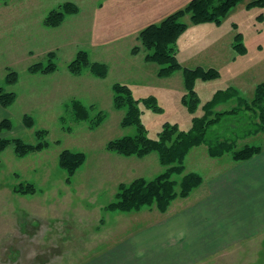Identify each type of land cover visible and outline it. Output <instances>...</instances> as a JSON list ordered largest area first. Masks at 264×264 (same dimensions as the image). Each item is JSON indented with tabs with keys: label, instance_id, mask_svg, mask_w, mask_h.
I'll return each mask as SVG.
<instances>
[{
	"label": "rangeland",
	"instance_id": "1",
	"mask_svg": "<svg viewBox=\"0 0 264 264\" xmlns=\"http://www.w3.org/2000/svg\"><path fill=\"white\" fill-rule=\"evenodd\" d=\"M68 1L77 4L78 13L68 15L60 26L44 25L49 12ZM190 1L168 0L164 13H169L157 19L151 12H146L145 18L121 16L112 0H0V85L17 96L9 107L1 105L4 116L0 121L11 119L13 127L1 131L0 137L46 145L23 156L16 155L14 144L0 152V264H85L152 221L155 214L150 210L106 209L117 199L120 183L129 184L141 176L152 180L165 169L158 152L127 157L108 149L111 140L137 132L136 126H122L125 110L114 104L115 83L127 84L137 99H155L157 108L142 101L139 104L145 135L150 139L160 138L166 124H177L182 131L191 129L194 118L204 112L202 106L219 89L233 86L241 96L253 99L257 85L264 83V51L258 50L260 44L264 47V21L259 18L264 16V5L248 8L253 0L239 2L219 25L196 24L190 14L183 17L187 28L176 44L179 64L220 72L217 79L195 81L201 100L195 112L183 101L188 93L183 69L171 76H158L161 66L146 60L148 50L138 38L141 30L158 24ZM102 4L104 11H100ZM216 25L223 26L219 30ZM239 32L252 53L234 69L227 67L225 45L219 44V39L216 53L211 45H203L204 40L218 35L227 41V36L233 38ZM136 46L141 48L135 53ZM80 49L88 52L91 61L107 64L108 74L100 78L89 68L73 74L68 65ZM54 51L55 72L29 71L38 63L49 65L48 54ZM9 70L19 74L13 84L6 82ZM79 100L89 110L87 120L75 115L73 102ZM236 104L232 99L217 109ZM100 113L105 117L98 123ZM25 115L34 119L33 126L25 124ZM44 130L46 135H37ZM245 142L260 143V136L239 140V147ZM64 150L86 155L71 178L59 161ZM185 159L184 172L174 176L178 181L188 172L201 174L203 180L210 178L212 171L233 160L230 153L221 158L209 156L205 144L192 148ZM24 182L33 183L37 192L16 191ZM259 246L254 244L253 252L260 259L264 249ZM232 254L233 260L228 256L221 263H251L243 249Z\"/></svg>",
	"mask_w": 264,
	"mask_h": 264
},
{
	"label": "trees",
	"instance_id": "2",
	"mask_svg": "<svg viewBox=\"0 0 264 264\" xmlns=\"http://www.w3.org/2000/svg\"><path fill=\"white\" fill-rule=\"evenodd\" d=\"M242 0H192L185 8L169 14L158 24L146 26L139 35L142 46L147 51L146 60L156 62L160 67L158 76H171L172 73L183 69L186 89L183 101L188 105L191 112H195L200 105L201 100L195 90V81L198 78L203 80L217 79L220 76L219 70L214 68L204 69L196 67L191 69L182 67L177 58V40L187 28L183 17L190 14L192 22L201 24L205 22H214L218 25L222 23L228 12L236 7ZM264 0H253L248 3V8L252 6H262ZM79 7L72 1L65 2L59 8L52 9L44 18V25L48 27H57L62 25L68 15L76 14ZM264 21V16H260ZM243 33L239 32L234 37L233 48L238 54H245L248 48L243 39ZM141 48L136 46L133 52ZM49 65L38 63L31 66L30 72H55L57 63L54 58L57 53L50 52ZM86 50L80 49L74 60L68 65V69L75 75L81 74L84 68L92 70L97 77H105L108 72L107 64L103 62L91 61ZM19 74L9 70L6 82L13 84L17 82ZM114 104L119 109L125 110V116L122 120V126H136L137 132L134 135L118 137L108 143V149L118 152L124 156H145L152 152L159 153V160L165 166L163 173L157 175L152 180L145 177L136 178L129 184L120 183L119 191L116 194L117 199L107 205L106 209L113 211L131 212L141 211L144 207H155L162 213H165L171 203L181 196L189 197L190 193L200 187L203 176L196 172H188L183 175L180 181L174 178L176 174H182L185 169V158L190 150L198 145L207 146L209 156L221 158L224 154L230 153L235 161H246L257 155L262 150L261 144H252L245 142L239 147L238 141L254 137L264 132V83L257 85L253 99L245 98L240 95L237 88L231 86L227 89H219L208 102L202 106L204 111L202 115L194 118L191 129L182 131L177 124H166L165 129L158 139H150L145 135V126L141 121L140 102H144L148 107L157 108V103L153 97L148 99H137L133 91L127 84L117 82L113 86ZM12 91L7 92L0 85V105L4 108L9 107L17 96ZM232 99L237 100V104L230 109L218 110L220 104L228 103ZM73 109L76 117L80 120L90 118L87 106L79 101L73 102ZM99 121L105 117L99 114ZM24 122L27 126H33L34 119L29 115L24 116ZM13 127L10 119L0 121V132ZM38 136L46 135V130L39 131ZM11 144H14L16 155L23 156L30 152L42 149L45 144H30L21 138L0 137V152L6 150ZM86 159L84 152L73 150H64L61 152L60 164L71 178ZM179 187V188H178ZM16 191L25 194H35L37 188L33 183L24 182L15 188Z\"/></svg>",
	"mask_w": 264,
	"mask_h": 264
},
{
	"label": "crops",
	"instance_id": "3",
	"mask_svg": "<svg viewBox=\"0 0 264 264\" xmlns=\"http://www.w3.org/2000/svg\"><path fill=\"white\" fill-rule=\"evenodd\" d=\"M112 1L115 12L121 16L145 18L146 12H151L159 19L169 13H164L168 0ZM104 6L100 11H104ZM222 26L216 25L218 29ZM234 37L229 35L226 41L218 35L204 40L203 45H211L216 53L214 46L219 39V44L225 45L227 67L234 69L252 53L246 44L249 52L238 54L233 48ZM258 48L264 51L262 44ZM3 116L0 105V118ZM257 135V144L262 145L257 155L220 165L189 197L173 201L165 213L144 207L143 210L155 214L148 225L131 238L88 258L85 264H222L228 256L233 260L232 253L241 249L247 252L251 261L248 264H264V256L259 259L253 252L258 245L264 249V132Z\"/></svg>",
	"mask_w": 264,
	"mask_h": 264
}]
</instances>
